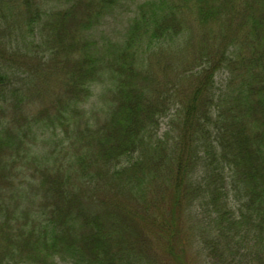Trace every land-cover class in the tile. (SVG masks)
<instances>
[{"label": "trees", "instance_id": "trees-1", "mask_svg": "<svg viewBox=\"0 0 264 264\" xmlns=\"http://www.w3.org/2000/svg\"><path fill=\"white\" fill-rule=\"evenodd\" d=\"M123 16L116 42L104 27ZM209 28L211 57L184 36ZM0 39L64 84L28 88L27 62L7 68L0 48V264H191L202 249L210 264H264V0H0ZM170 45L174 67L158 60ZM145 62L176 74L171 92L147 90ZM104 75L117 92L96 128L76 105ZM69 127L83 153L37 154L53 148L40 131Z\"/></svg>", "mask_w": 264, "mask_h": 264}, {"label": "rangeland", "instance_id": "rangeland-1", "mask_svg": "<svg viewBox=\"0 0 264 264\" xmlns=\"http://www.w3.org/2000/svg\"><path fill=\"white\" fill-rule=\"evenodd\" d=\"M242 0H236L237 4H239ZM131 17V16H130ZM127 17L124 19H120V18H116V20L118 22L112 23L111 25H106L104 28L107 30V36L112 38L113 40H116V42H122L121 38L124 35V30H126V26H128V21L127 19L130 18ZM1 28L3 29H7V26L4 25V23H1ZM4 30H1V33H3ZM219 32L220 29H215V30H211L209 28V30H207V33L204 36V33L199 32V34L197 35L196 32H194L193 30H189L186 31L184 33V36H186L185 40L190 39V38H195L197 40V45L204 48L206 53L204 54H208L210 57L214 54V51L217 50L218 44L221 43V39L217 40V37L219 36ZM95 39L97 40V29L95 30ZM194 33V37H192L191 35ZM47 35H48V31H47ZM6 37L8 36L5 35ZM204 36V38H203ZM4 37V38H6ZM215 38L217 40V42H215ZM78 39V38H77ZM2 41V39H0V42ZM177 45H178V40L176 41ZM0 48H4L5 46H7L9 49L7 50L8 52L5 53H10L12 50L13 52L10 53V55L8 56V59L12 64V67H9L7 65V68H14L16 71L17 70H21L20 66H23L26 62L27 65L25 64L26 67H24L25 69L28 70L29 74L28 75V80L31 82V84L27 83L28 88H31L32 85H37V86H42L43 83L46 84V86L42 89L43 91H51L53 90V88H55V90H57V92L59 94H61L60 89H63V82L62 80H59V78L54 79L52 76H49L51 79H47L44 78V75H41L40 72H37L38 69L35 67L33 68V65H35L32 56H25L22 53H15V44H11L9 43L8 40L5 39V41L0 43ZM14 48V49H13ZM0 49V50H1ZM168 49L170 50V54H165L164 57H159V59H162L160 62L163 64L164 66V62L166 63L165 66H169V64H171L173 67L175 65H177L179 63V61L181 60V58L177 57V52L175 53L176 49L175 47H173V45L168 46ZM187 58L192 61L193 59H195V53L194 51H192L191 49L188 50V52H186ZM5 56V55H4ZM14 57V58H13ZM156 55L153 58V62L156 61ZM157 60V61H158ZM144 62V61H139V63ZM143 65H141L140 70L137 71L138 73H148L150 75H152L155 79H157V82L159 84H151L149 88H147V90H149L150 92L153 90L154 88L157 87H165L171 92V88L172 85L169 84V82H172V79L170 77L176 76V74H172L171 71L168 72V69H165L164 67H160V69H156L153 67V65H150L151 63L145 62L142 63ZM154 66H156V63L154 64ZM51 69V68H50ZM23 70V69H22ZM39 73V74H38ZM171 73V74H169ZM26 76V75H25ZM27 78V77H25ZM104 80V82H102L100 79L98 80L99 82H97L96 84H93V86L91 87L90 94L89 96L83 98V100L80 101L79 104L76 105V109L78 114H85L86 118H90L92 116V122L95 124V127L97 128V125H99L101 122V119H103L106 114H108V112L110 111V108L114 107L112 100V94L114 92H117L116 89V84L113 82H110L109 77L104 75V78L102 79ZM60 81V82H59ZM183 83V85L181 86V84ZM177 87H183L186 91H191L190 86L193 88L194 85H192L189 82H183L182 80H178V79H174V84ZM184 92L185 95H187L188 92ZM49 98L47 97V100ZM12 103H9V109L11 107ZM42 106H39V100L37 97H33L32 100L30 101V103L27 106H24V113L27 115H34L35 116V112L38 115V109L41 108ZM54 110H51V113H53ZM26 115V116H27ZM28 117V116H27ZM7 119L5 120H11L13 119V116L10 114L6 117ZM30 119L32 120V117H30ZM91 119V118H90ZM7 122V121H6ZM44 130V128H42ZM35 131V130H34ZM34 131H32L31 133H33ZM81 131H77L76 133L73 131V127H69V131L67 132V134H65L62 129H57L56 133L52 132V130L50 132L47 131V129H45L43 132L40 131V141L42 142L44 138L50 139L51 140V145L53 146V148H43V146L40 145V148L38 149V153L40 156H44L46 157V155L50 152L55 151V154H52L51 157L63 153V156L66 155H72V154H76V153H83L87 148H88V136L83 137L81 135ZM37 135H39V130L36 129ZM90 135V133H88ZM69 139H67V137ZM85 138V139H83ZM55 146H57V148H54ZM35 152V151H34ZM36 153V152H35ZM61 155V154H60ZM50 156L46 157V161L49 160ZM63 162V160H61ZM53 162V160H52ZM51 165H54L52 164ZM58 164V163H57ZM65 165H67V161L65 160ZM202 179V174L199 175L198 180ZM149 182H151L152 180L149 179ZM217 182H220V179H217ZM206 183V182H205ZM94 198L97 200V191L94 192ZM12 232H18V227H13L12 228ZM0 237H1V233H0ZM2 243V240L0 239V244ZM190 249L191 246L189 247ZM200 256L199 254H197L196 258H199V263L194 261V256L196 254V251L190 250L189 251V257L188 260H193V262L191 264H210L206 253L203 252V249L200 251ZM193 256V258H192Z\"/></svg>", "mask_w": 264, "mask_h": 264}]
</instances>
